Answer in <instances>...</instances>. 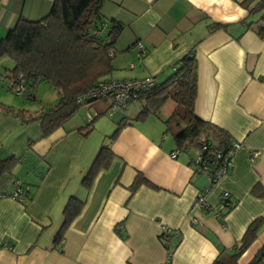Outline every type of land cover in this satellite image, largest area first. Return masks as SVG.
<instances>
[{"label": "crops", "instance_id": "0c3cea01", "mask_svg": "<svg viewBox=\"0 0 264 264\" xmlns=\"http://www.w3.org/2000/svg\"><path fill=\"white\" fill-rule=\"evenodd\" d=\"M242 1L104 0L101 6L105 17L124 22L108 78L162 81L183 55L194 52L195 113L224 129L229 142L241 143L227 172L212 181L197 170V147L178 148L165 130L172 108L167 103L109 140L113 157L86 190L82 177L98 143H107L102 139L107 125L98 122L96 135L94 126L87 134L76 130L88 122L83 108L79 121L41 138L39 121L24 124L0 111V158L25 155L49 167L41 180L29 164L15 166V175L33 186L23 203L0 196V264H210L222 247L238 245L250 222L261 217L256 237L236 264L251 259L264 243V32L258 31L264 11L251 15ZM50 2L0 0V38L18 15L42 17ZM139 109L133 100L118 117L130 120ZM252 150H259L254 160ZM138 174L145 181L133 186ZM224 191L233 204L217 216L213 209ZM199 195L204 206L196 202ZM71 196L84 202L55 246ZM161 227L169 229L165 239Z\"/></svg>", "mask_w": 264, "mask_h": 264}, {"label": "trees", "instance_id": "16d2710c", "mask_svg": "<svg viewBox=\"0 0 264 264\" xmlns=\"http://www.w3.org/2000/svg\"><path fill=\"white\" fill-rule=\"evenodd\" d=\"M50 1L49 9L42 17L30 19L20 14L13 26L0 38V58L7 56L14 62L9 74H6L9 90L16 92L15 88L22 85L24 90L17 93L34 99L36 85L39 82H47L57 94L54 103H50L42 111L36 110L33 113L0 104L1 112L18 118L21 123L39 121L41 138L63 126L79 108L92 106L93 100L103 98L104 102H108L104 109L106 114L112 102L111 95H91V91L101 82L112 79L108 78V75L113 70L114 43L124 28L123 21L103 15L101 6L104 0ZM250 2L251 0L241 2L247 6L249 14L255 15L264 10V0H258L252 6H249ZM260 19L264 20V14L258 20ZM217 26L218 24H212L213 28ZM258 27L262 34L264 24ZM196 92L197 60L194 52L190 51L172 66V72L167 78L162 81L153 78L151 85L137 91L134 101L140 102V109L130 120L126 116L118 117L117 127L108 136L109 140L114 139L123 126L142 120L149 114H157L163 103L170 98L174 106L163 120L165 130L173 134L178 148L197 147L200 150L202 145H206V149H202V156L216 165L214 151L226 150L232 143L229 142V135L224 129L195 113ZM126 108L127 106L118 108L112 116ZM87 113L90 118L86 128L76 129L82 134L90 131L89 126L101 114L98 110L93 114L89 109L86 110ZM31 144L32 142H29V149ZM26 157L12 154L7 158H0V196H10L21 203L28 198L30 186L33 185L16 177L14 168L18 164H29L37 170L39 179L44 178L49 167L39 166ZM112 157L110 144L100 145L82 177L81 183L86 190L90 188L97 172L109 165ZM42 168L44 170H41ZM143 181V176L138 174L133 186ZM14 192L18 195L14 196ZM83 202L84 200L76 196H71L66 202L61 225L53 237L55 246L62 242L65 230ZM232 204L226 205V209ZM222 209L219 210V215H222ZM261 223V217L252 220L239 244L230 249L222 247L210 264H236L240 254L256 237ZM165 236H169V233ZM245 264H264V243Z\"/></svg>", "mask_w": 264, "mask_h": 264}, {"label": "built area", "instance_id": "2783aa9c", "mask_svg": "<svg viewBox=\"0 0 264 264\" xmlns=\"http://www.w3.org/2000/svg\"><path fill=\"white\" fill-rule=\"evenodd\" d=\"M135 45L138 46V49L140 52L142 51V46L141 44L137 41ZM111 53V52H110ZM153 83V77H148L144 79H136V78H127V79H116L112 78L107 81L101 82L99 86L95 87L91 91V95H101V94H107L109 93L111 95V104L108 106L106 115L109 117L113 115V113L121 107L127 106L132 100L135 99L137 96V91L140 89L147 87ZM24 90V87L22 85H18L15 88L16 92H22ZM87 117L90 118V114L87 113ZM241 146V143L236 141L232 142L230 147H228L226 150L223 149H217L214 151L215 158L217 164L215 165L214 162L209 161L207 158L202 156V149H206V145H202L201 149L198 150V154L196 155L194 159V163L197 167V170L203 171L207 173L209 178L212 181H215L219 179L221 176H223L229 166H231V158L234 154V152L239 149ZM178 150H174L171 152L170 157H175L177 154ZM259 155V150H252L249 154V159L254 160L257 156ZM218 159V160H217ZM212 168H211V167ZM14 196H17L18 193L14 192ZM20 198V196H19ZM221 199V204L219 208L213 209L215 214L218 216L219 215V210L226 207V205H230L231 201L229 197V193L227 191H224L220 195ZM197 203L200 205H203V196L199 195L197 198ZM161 237L163 239L166 238V234L169 233V229L166 227H161Z\"/></svg>", "mask_w": 264, "mask_h": 264}, {"label": "rangeland", "instance_id": "374dc122", "mask_svg": "<svg viewBox=\"0 0 264 264\" xmlns=\"http://www.w3.org/2000/svg\"><path fill=\"white\" fill-rule=\"evenodd\" d=\"M259 15H260V12H258V14H256V16H259ZM13 66H14V62L9 57L4 56V57L0 58V104L8 105V106L14 108L15 110L24 109V110H27L28 112L33 113L36 110H39V111L44 110L47 106H49L50 103H54L56 101L57 94L52 89L51 85L47 82H39L36 85V91H35V98L34 99L26 98L24 94L9 90L8 89L9 79L6 76V74H9V70ZM102 100H103V98L93 100L92 106H90L88 108H86V107L79 108L73 114L71 119H69L65 123V125H69L72 121H79L80 120L79 115H80V113H82V111H84L83 108L89 109L90 112L93 114L95 113L96 110H98V112H101V114L89 126V128H90L89 132H91L93 130V126H94L95 130L92 133V135H96L98 133V129H96L100 125V124H98V126H97L98 122L102 123L104 125V127H105V125H107L106 129L109 131L107 132V134L102 136V139L106 138L105 140H107V144H108L109 143L108 136L115 130L116 123L119 120V118H118L119 113H116L112 117H109L108 115H106L104 113V109L107 106V102H104V100L103 101ZM167 103H170L172 105V108H173L174 102L170 98H168L163 103V105L161 106L160 111L163 108H165ZM172 108H171V110H172ZM171 110L169 111V114H170ZM109 127H111V128L109 129ZM168 135H170V134H168ZM102 144H105V143H98L97 150L99 149L100 145H102ZM16 177H20V175L16 174ZM61 222H62V220H61Z\"/></svg>", "mask_w": 264, "mask_h": 264}]
</instances>
